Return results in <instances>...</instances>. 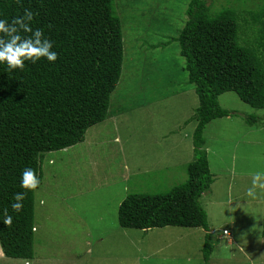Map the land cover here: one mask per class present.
<instances>
[{
  "label": "rangeland",
  "instance_id": "1",
  "mask_svg": "<svg viewBox=\"0 0 264 264\" xmlns=\"http://www.w3.org/2000/svg\"><path fill=\"white\" fill-rule=\"evenodd\" d=\"M190 1L114 0L124 62L108 116L86 132L85 150L76 145L43 154L34 193V257L26 264H204L200 228L140 231L117 222L127 195L162 194L187 180L198 97L171 39L184 26ZM207 5L210 14L234 10L241 45L255 43L249 13L263 11L264 0ZM218 101L234 116L212 121L203 134L214 180L201 199L213 231L210 264H250L253 252L264 258V188L256 189L255 199L246 195L255 174L264 172V109L233 92ZM252 115L260 120L249 125L244 118Z\"/></svg>",
  "mask_w": 264,
  "mask_h": 264
},
{
  "label": "trees",
  "instance_id": "2",
  "mask_svg": "<svg viewBox=\"0 0 264 264\" xmlns=\"http://www.w3.org/2000/svg\"><path fill=\"white\" fill-rule=\"evenodd\" d=\"M24 9L36 14L33 29H43L58 53L53 64L29 62L12 73L0 67V213L7 209L13 215L11 227L0 215V249L6 258L30 261L35 191L13 213L20 174L33 168L41 185L43 154L83 143L86 132L106 120L122 73L124 42L114 0H0V18L10 21ZM185 13L184 26L171 40L178 42L187 81L198 97L187 180L162 194L127 195L119 205L117 222L122 229L140 231L200 228L205 232L203 262L210 264L213 245L201 199L213 176L203 134L212 121L234 116L219 105L218 98L225 93H235L253 109H264V10L249 13L255 42L249 46L240 43L234 10L210 14L207 0H191ZM258 120L254 115L244 118L249 125Z\"/></svg>",
  "mask_w": 264,
  "mask_h": 264
},
{
  "label": "clouds",
  "instance_id": "3",
  "mask_svg": "<svg viewBox=\"0 0 264 264\" xmlns=\"http://www.w3.org/2000/svg\"><path fill=\"white\" fill-rule=\"evenodd\" d=\"M19 3V0H17ZM35 13L30 9H24L23 14L12 18H0V67L8 73L17 70L22 71L26 63L36 64L45 61L53 64L58 59V53L53 51V43L45 37L43 29H33L32 21ZM53 164L54 161H49ZM264 172H257L253 177L252 187L247 190L246 195L253 199L256 198L257 188H264V183H260ZM40 186V178L36 171L31 167L22 170L19 177V189L11 203L13 213H18L23 208V201L29 192H34ZM44 201H41L43 204ZM3 217V224L11 227L13 215L4 209L0 213Z\"/></svg>",
  "mask_w": 264,
  "mask_h": 264
},
{
  "label": "crops",
  "instance_id": "4",
  "mask_svg": "<svg viewBox=\"0 0 264 264\" xmlns=\"http://www.w3.org/2000/svg\"><path fill=\"white\" fill-rule=\"evenodd\" d=\"M259 120H260V118H259ZM258 120V121H259ZM262 121V123H263V121H264V118L261 120ZM94 127V126H93ZM195 129V128H194ZM194 131V130H193ZM205 131V130H204ZM193 134V133H192ZM78 145H80V146H82V148H83V150H85V140H84V142L83 143H81V144H78ZM192 153H193V150H192ZM192 161V160H191ZM209 168H210V166H209ZM214 181V180H213ZM214 183V182H213ZM213 185V184H212ZM125 198V197H124ZM123 198V199H124ZM123 199H121L120 200V202H119V204L123 201ZM210 231H211V233L213 232L211 229H210ZM223 231H227L226 229H224ZM228 232V231H227ZM212 235V234H211ZM228 235H229V232H228ZM227 235V236H228ZM212 252H213V250H212ZM260 253H258V252H253V253H251L250 255V257L248 256V259H250L251 260V262H250V264H264V258H262L260 255H259ZM211 257H212V254H211ZM211 257H210V261H211ZM257 260L256 262H252V260ZM12 260H15V259H9V258H6L4 255H3V253H2V251L0 250V264H13L12 262H15V261H12ZM258 260H259V262H258ZM29 260H19V262H23L24 264H26L27 262H28ZM29 263V262H28Z\"/></svg>",
  "mask_w": 264,
  "mask_h": 264
},
{
  "label": "built area",
  "instance_id": "5",
  "mask_svg": "<svg viewBox=\"0 0 264 264\" xmlns=\"http://www.w3.org/2000/svg\"><path fill=\"white\" fill-rule=\"evenodd\" d=\"M223 235L227 236L228 232L227 231H223Z\"/></svg>",
  "mask_w": 264,
  "mask_h": 264
}]
</instances>
